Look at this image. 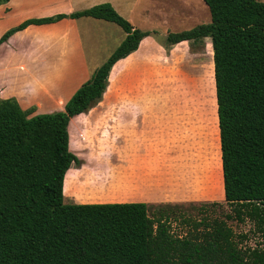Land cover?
<instances>
[{"label": "trees", "instance_id": "trees-1", "mask_svg": "<svg viewBox=\"0 0 264 264\" xmlns=\"http://www.w3.org/2000/svg\"><path fill=\"white\" fill-rule=\"evenodd\" d=\"M202 1L210 22L169 33L164 48L210 39L229 212L200 220L181 216L186 232L176 236L173 205L65 204L64 178L72 164L80 165L70 150V120L102 100L112 67L150 32L133 28L109 3L30 19L6 31L0 43L30 25L81 17L114 23L126 36L62 111L30 116L16 99H0V264H264V2ZM228 221L250 223L248 232L260 242L245 245L248 232L235 235Z\"/></svg>", "mask_w": 264, "mask_h": 264}, {"label": "crops", "instance_id": "crops-1", "mask_svg": "<svg viewBox=\"0 0 264 264\" xmlns=\"http://www.w3.org/2000/svg\"><path fill=\"white\" fill-rule=\"evenodd\" d=\"M190 1L9 0L0 5V37L26 20L71 15L104 3L133 28L150 32L135 52L112 67L118 75L128 77L127 98L113 101L110 115L102 118L96 115L101 102L87 112L86 125L99 137H110V153L90 166L88 177L74 185L68 195L63 185V202L161 206L198 203L206 197L224 200V193L210 186L209 176H202L197 166L183 161V146L178 141L183 136V117L175 110L179 101L153 99L145 79L137 80L151 73V62L160 58V50L168 51L190 83L197 81L205 64L211 65L214 79L212 48L203 54L198 43L187 41L164 48L169 33L187 31L191 26L186 25L195 17H206L198 3L203 1L195 0L197 11H190ZM125 36L116 24L89 17L30 25L14 33L0 43V99L14 98L22 109L32 108L35 114L62 111ZM204 40L211 44L209 38ZM176 54L181 57L172 59ZM137 82L141 84L138 87ZM83 116L70 120L68 132L72 126H84Z\"/></svg>", "mask_w": 264, "mask_h": 264}, {"label": "rangeland", "instance_id": "rangeland-1", "mask_svg": "<svg viewBox=\"0 0 264 264\" xmlns=\"http://www.w3.org/2000/svg\"><path fill=\"white\" fill-rule=\"evenodd\" d=\"M258 1L264 2V0ZM198 3L204 8V15H206V17L204 18L202 15L201 20L199 17H195L194 20L186 25L191 26L190 29L198 25L209 23L210 21V14L208 8H206L207 6L204 2ZM199 4L197 5L195 0H191L189 6L190 11H193L194 9L196 11L200 10L198 9ZM198 45L202 48L201 51L203 54H205L204 50L206 49L211 51L208 47L209 40L199 42ZM189 49L194 53L193 49L195 48L193 45H190ZM159 57V59L153 57L154 59L151 62V73L147 76L137 77V80L138 78L145 79L147 83L145 86L149 87L151 90V98L179 101V106L176 107L175 110L180 111L183 117V136L181 139H178L183 146V161L193 166H197L201 174L203 173L209 176L210 186L216 192H222L223 194L220 179L221 153L212 67L211 65L208 66L206 64L201 66L197 81L190 83L187 80V77L180 73V69L176 67L175 61L173 62L170 59L168 51L165 53L163 50H160ZM180 57V54H176L172 59L177 60ZM127 78V75H118L116 73V68H113L109 75L108 87L102 96V100L100 101L101 104L99 110L96 111V115H99L100 118H102L104 114L110 115L112 102L117 99L127 98L129 84ZM138 85L141 84L137 82L136 87H138ZM27 110H32L30 116L48 114H35L34 109L32 108ZM87 114L88 113H85V117L83 116V118H81L83 120L82 123H84L82 128L70 127V150L80 160L81 165L78 167L79 170L75 165L71 166L69 173L64 180V191L66 195L69 194L71 188L78 184L80 180L88 177L90 166L95 165L99 159L106 157L107 155L105 153H110L112 144L110 137H99L97 131L92 130L86 125L88 124ZM168 158L170 160L171 157ZM200 199H202V196ZM205 199L206 200L199 201L198 203L173 205L176 207L173 208L174 215L172 216L173 220L170 224V231L173 232L174 235H185V228L180 222L182 219L181 216L200 220L205 215L211 218L215 216L224 217V215L229 212L223 199L219 200L213 197H206ZM64 203L69 204L66 200H64ZM212 203H219L220 205L210 206ZM201 205H207L206 210L203 209L204 212L199 210ZM153 209L155 208H149L150 214ZM228 225L231 227L235 235L247 233L251 228L250 223L237 224L236 222L228 221ZM259 242L260 240L257 235L248 232V239L246 240L245 245L254 247V245Z\"/></svg>", "mask_w": 264, "mask_h": 264}]
</instances>
